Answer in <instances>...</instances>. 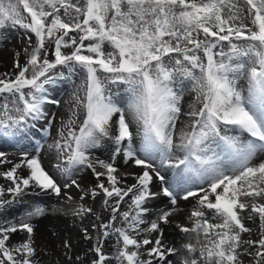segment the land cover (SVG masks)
Returning <instances> with one entry per match:
<instances>
[{"label":"snow or ice","instance_id":"6c2138e0","mask_svg":"<svg viewBox=\"0 0 264 264\" xmlns=\"http://www.w3.org/2000/svg\"><path fill=\"white\" fill-rule=\"evenodd\" d=\"M17 27L29 34V46L23 64L16 53V73L0 74V138L28 139L35 128L30 122L44 120L51 128L46 106L59 101L49 98L46 85L64 78L53 74L58 66L69 78L83 79L73 93L71 116L49 146L64 182L41 166L38 155L25 153L21 163L0 173L11 181L0 187V209L11 204L3 199L5 191L19 197L31 187L59 196L62 188H80L76 175L90 169L97 184L80 198L102 192L105 205L114 201L110 222L101 227L104 237L117 236L118 264H171L167 258L176 249L160 238L134 235L145 224V205L159 195L150 189L155 178L171 205L178 198L196 200L192 226L180 227L197 238L184 245L189 255L183 264H245V258L264 264V0H0V29ZM114 85L123 86V96L117 97ZM189 85L194 102L178 130ZM102 141L114 146L112 162L89 156ZM121 155L142 168L126 187L114 166ZM22 166L30 170L27 177L17 174ZM126 197L129 210L120 213ZM174 211H162L146 230L162 236L159 224ZM244 212L249 220L258 216L257 239L243 237L252 232ZM43 213L36 207L18 223L0 224V264H34L28 221ZM118 213L122 226H115ZM18 231L29 239L10 246V234ZM150 244L148 258H142L141 247ZM93 250L92 264H107L99 243Z\"/></svg>","mask_w":264,"mask_h":264},{"label":"rangeland","instance_id":"374dc122","mask_svg":"<svg viewBox=\"0 0 264 264\" xmlns=\"http://www.w3.org/2000/svg\"><path fill=\"white\" fill-rule=\"evenodd\" d=\"M29 35L25 32L23 29L17 28H8V29H0V51L1 48L5 43H11L12 45L18 42L20 37L22 35ZM33 42L35 40V37H32ZM13 50V49H12ZM106 50L107 46H106ZM65 52H70L71 49H64ZM54 52V47H50L49 56L48 58L50 60L54 59V55L52 54ZM27 57L23 53L20 56V63L23 64L26 61ZM15 61H11V64L6 67L4 73H8L10 76H12L14 73L18 71L14 67ZM67 69L61 66H58L57 69L54 70L53 74L56 73H65L63 79H57L56 83L61 84V90L62 92H59L55 96H50V93L52 91V88H56L57 84H50L46 85L48 89V96L51 99H54L56 101H59L58 104H51L47 105V112L49 114V119L51 120V128L48 129L47 123L44 120L38 121V122H30L35 124V128L32 129L31 132L28 133V139L27 143L32 144L31 147L34 151L37 150L39 147L43 146L48 148L50 145L54 144V141L59 139L58 133L61 127L64 125V123L69 119L71 116V109L73 107V93L76 91L77 87L81 84L83 75L77 74L71 76L69 78V74L67 73ZM2 74V73H1ZM65 77L68 79L66 80ZM66 80L67 83H63V81ZM75 81V85L71 92L68 94L67 98L62 100V94H64L67 90V85L72 86V82ZM112 89L117 93V97L123 96V86L114 85L111 86ZM190 88V85L188 86V89ZM81 96H83V92L80 93ZM195 94L192 96L193 102H194ZM56 111V112H55ZM80 119H82V112ZM80 119L77 120V125L80 122ZM41 125H44L42 128ZM33 133H35L33 135ZM8 140V138H4ZM10 140L18 139L16 138H9ZM5 140V141H6ZM4 143V142H1ZM104 141L101 142V144L98 146V148H103ZM8 148H2L0 147V152L4 153L3 157H0V160L5 161L3 163H0V173L6 172L7 170L11 169L10 167V160L8 158V155L6 154V151L9 150ZM19 149H16L15 152L18 153ZM89 149V156L90 158L95 161L94 157L92 156V152ZM40 150H38L36 154L39 153ZM23 153V152H22ZM105 154V160L106 162H111L109 158V154L107 152ZM32 156H30L31 158ZM40 162L42 163L43 160H45L44 157L39 156ZM57 156L56 151L54 148L50 149V159H49V168L52 171L53 174H55V178L58 180V182L63 183L64 178L60 176V174L55 170L54 165L57 163ZM47 163V160H46ZM97 171H103V169L97 168ZM84 170L80 171L76 175V180L80 184V188H69V189H63L61 191V194L56 197V201L52 205L48 206H37L44 209V212H54L59 214L64 218V220H67V224L65 225L64 231L60 232H54L50 234L48 237L45 238L40 237L38 235H35L34 231L31 234V239L33 242V247L35 248L36 255L33 257L34 264H92V261L97 258L96 253L94 252V247L99 243L102 248L103 252L106 256L109 257V260L107 264H118V262L115 260L116 250L120 246L117 243V236L115 234L110 235L109 237H104L102 235L104 229L101 227L102 224L110 222V217L112 215L111 208L114 206V201L110 200L108 205H105L104 203V196L101 192L100 195H97L95 198H91L90 196H85V198L82 200L80 197L83 195L85 191H88L92 188H94L97 184V179L94 175L93 179H85L84 174L82 173ZM130 172L139 174L142 172L141 167H134L130 170ZM93 174V172L91 171ZM90 173V174H91ZM118 173V172H117ZM19 175V174H18ZM20 176V175H19ZM167 177L170 179L172 177V173L167 175ZM102 180L106 183V177H102ZM131 182V181H130ZM154 183H158L157 186L153 187ZM132 184V183H131ZM129 184V185H131ZM128 184L124 183L122 187H126ZM9 186H11V181L4 178L3 175H0V187L7 189ZM121 186V185H120ZM151 191L153 193H159V195L151 198L149 201L158 199V198H166L163 195L162 192V185L158 180L155 178L153 179V182L151 183L150 187ZM167 186V185H163ZM68 196H71L72 199L69 200ZM44 194L37 189H25V191L19 196V197H13L12 194L5 191L3 199L11 201L10 205H6L4 209H0V224L4 223H18L21 219H26V214L36 207H28L25 210H21L19 212L13 213L11 215L8 214L9 210L13 208H17L19 205L27 202H35L39 198H43ZM168 198V197H167ZM129 204H130V198L126 197L124 202H121L120 204V213L123 211L129 210ZM83 206L84 208H91V213H86L82 215H76L75 210ZM175 209L173 212V215L176 217L182 216L181 214L185 213V211L182 208H179L177 206H170L167 208L169 209ZM166 210V209H165ZM8 211V212H7ZM161 212H157L156 210H152L149 212L148 215L144 217L145 224L141 226V231L137 235V239L142 240L145 238V231L147 229V223H151L152 221H155L158 219V216ZM173 215L171 216L173 218ZM185 217V216H184ZM186 218V217H185ZM191 219L186 218V220L183 221V223H177V226H187L191 227L190 225L193 223ZM121 217L120 214H117V222L115 226H122L121 225ZM259 223L254 224H248L247 227L252 230L251 234L245 233L243 234V237L245 239L249 238V235L252 239L258 238L259 233ZM160 233V232H159ZM158 235L155 236V239L160 238L163 239L162 236ZM192 239L184 240L180 245L173 247L176 249L174 254H171L168 256V260L173 262L174 264H183V261L186 257H188V253L184 247L185 244L191 242L196 243V235L194 233H191ZM29 239V234L26 231H18L16 233L10 234V241L9 245L14 246L18 245L20 243H23ZM155 241V240H154ZM164 244L168 246V248H172L171 245L165 243ZM69 245V247H66L65 245ZM153 244L142 246L140 249L141 254L143 256H147V249L153 247ZM167 246H165L167 248ZM162 263V262H161ZM153 264H156V261L153 262ZM245 264H249L248 258H245Z\"/></svg>","mask_w":264,"mask_h":264},{"label":"bare ground","instance_id":"6f19581e","mask_svg":"<svg viewBox=\"0 0 264 264\" xmlns=\"http://www.w3.org/2000/svg\"><path fill=\"white\" fill-rule=\"evenodd\" d=\"M28 46H29L28 45V35H26L25 33L24 35L20 37L18 42H16L15 44L12 45V42L5 43L0 51V74L1 73L3 74V71H5L6 70L5 68L11 64V61L13 62L16 61L17 59L16 53H20L18 57L20 61L21 54L23 53L24 49ZM65 79L68 80L66 77ZM66 80L63 81L64 84L67 83ZM54 84H57V85H56V88H52V91L50 93V96L52 97L58 94L59 92L63 91L61 90V84H58L56 82ZM66 85H67V90L64 94H62L61 96L62 100L67 98L68 94L71 92V90L73 89L75 85V81L72 82V86L68 84ZM194 94L195 93L192 92L190 88L182 93L181 114H180L179 121L177 122L178 130L180 127H182L184 124H186L189 121V117L186 115V113L189 110V106L193 103L192 96ZM116 119L117 117H113V121H115ZM133 131H135L134 126H133ZM136 139L138 142L139 137H137ZM5 140L6 139L4 138H0V147L2 148L10 147V149L6 151V154L8 155V158L10 160L11 168L15 164L22 162V160L24 159L25 153H27L28 157L30 158V156H35V153H37L38 150H40L39 153L36 155L40 156V158L41 157L45 158V160L42 161L41 166L47 172H49L50 175H53V177L55 178V174H53L52 171L50 170L49 163H48L50 159V149H51L50 147L46 148V147L41 146L37 150L34 151L32 149L33 147L31 146L32 144L25 142L27 141V139H20L18 137V139L10 140L8 138V140L6 141ZM1 142H4V143H1ZM104 142L105 143H104L103 148L100 149L96 147L90 150L95 160H105V154H104L105 152H107L109 154V158H111L114 146L112 145L110 141H104ZM16 149H19L18 153L15 152ZM46 160H47V163H46ZM114 166L118 169L117 176L120 177L122 180L121 186L124 185V183H127L128 185L131 183L132 184L135 183L136 173L130 172L132 168L136 167V165L133 162L129 161L125 163V160L123 156L121 155V156L116 157ZM82 173L84 174V178L86 180L94 178V174L91 173L90 169H84V172ZM171 173L172 171L169 170L165 173V175L167 176ZM17 174H19L20 176L27 177L30 174V170L27 169L26 166H22L21 168L17 170ZM157 184L158 183H154L153 187L157 186ZM151 188L152 186L150 187V189ZM31 189H37L38 191L42 192L44 194V197L37 199L35 202H32V201L27 202V203L25 202L21 204V206L19 205L17 208H13L9 210V212L7 211L8 214L6 215H11L21 210L23 211L26 208L31 207V206L37 207V206H42V205L44 206L52 205L56 201V197H55L56 194L54 192L41 191L39 188H31ZM145 206L149 209L148 213L146 214L148 215L149 212L152 210H156L157 212H162L165 209L167 210V208H169L172 205L170 204L169 198L166 197V198H158V199L151 200ZM175 206L182 208L185 211V213L181 214L182 216H178V217L173 215V218L172 217L169 218L168 223L160 222L159 224V227L162 230V237H163L161 241H164L165 243L171 245L172 248L180 245L184 240L188 238L189 240L192 239V236H190L191 233H183L180 230L181 226H177V223H181V222L183 223V221L186 220V218L190 219L191 212L196 206V200L195 198H189L188 200H183V199L178 198L177 204ZM242 215L245 217L243 222L245 223L246 226L248 224L259 223L258 216H254L252 220H249L247 219L248 212H244L242 213ZM28 222L32 225L35 235L45 238L46 236L48 237L50 234L54 232L64 231L63 229H65V225L67 224L68 221L64 220V218L57 213L54 214V212H44L43 215L41 216L32 217ZM149 226L150 224L147 223V229L149 228ZM190 226H192V224ZM258 226L259 225H257L256 227ZM158 233L159 232H149L146 230L145 238H148L154 241L155 236L158 235ZM162 244L164 246H167L163 242ZM141 255H142V258H145V259L148 258L147 256L144 257L143 254ZM161 264H163V262ZM171 264H174V260L173 262H171Z\"/></svg>","mask_w":264,"mask_h":264}]
</instances>
